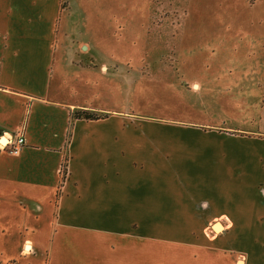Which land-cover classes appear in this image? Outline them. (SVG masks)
I'll list each match as a JSON object with an SVG mask.
<instances>
[{"label":"crops","instance_id":"crops-1","mask_svg":"<svg viewBox=\"0 0 264 264\" xmlns=\"http://www.w3.org/2000/svg\"><path fill=\"white\" fill-rule=\"evenodd\" d=\"M61 1L0 0V138L25 137L19 153L0 151V264H155L187 249L264 264L250 262L260 246L209 247L192 223L264 217V117L256 129L169 125L111 108V59L95 57L103 28L73 34ZM255 78L264 86V68Z\"/></svg>","mask_w":264,"mask_h":264},{"label":"rangeland","instance_id":"rangeland-1","mask_svg":"<svg viewBox=\"0 0 264 264\" xmlns=\"http://www.w3.org/2000/svg\"><path fill=\"white\" fill-rule=\"evenodd\" d=\"M255 2L61 1L63 9L70 8L64 19L70 20L69 31L73 34L81 32L86 38L88 33L84 34V30L94 28L96 34L103 28L104 38H96L102 41L101 51L95 57L103 58L105 54L111 59V108H122L129 114L133 112L169 125L174 120L205 117L223 125L249 129H256L264 117V86L260 87L259 79L255 78V72L264 68V61L257 60L256 55L264 45V0L256 5ZM197 82L202 84V90L195 88ZM207 104L220 105L219 109H200ZM163 127L165 132L173 129ZM203 176L192 178L200 181ZM204 192L212 196L211 191ZM192 219L193 233L201 236L209 247L218 244L246 251L249 244L260 246L261 252L252 251L250 262L264 263V217H240L237 221L233 217ZM218 223L222 226L220 232L214 228ZM248 233L254 235L253 239H247ZM184 251L179 259L154 254V262L229 264L221 254ZM199 254L201 257L197 259ZM239 255L246 256L248 261L247 254ZM236 260L241 263L243 258Z\"/></svg>","mask_w":264,"mask_h":264},{"label":"built area","instance_id":"built-area-1","mask_svg":"<svg viewBox=\"0 0 264 264\" xmlns=\"http://www.w3.org/2000/svg\"><path fill=\"white\" fill-rule=\"evenodd\" d=\"M6 139V144H3L0 138V151L17 154L25 146V137L23 133H19L16 137H8Z\"/></svg>","mask_w":264,"mask_h":264},{"label":"trees","instance_id":"trees-1","mask_svg":"<svg viewBox=\"0 0 264 264\" xmlns=\"http://www.w3.org/2000/svg\"><path fill=\"white\" fill-rule=\"evenodd\" d=\"M103 117L104 116L102 114L96 113L94 111H89V110H77L73 113V116H72L73 120H86V121L99 120ZM66 162L65 164H63V167H62L63 180L65 179L66 174H67Z\"/></svg>","mask_w":264,"mask_h":264},{"label":"bare ground","instance_id":"bare-ground-1","mask_svg":"<svg viewBox=\"0 0 264 264\" xmlns=\"http://www.w3.org/2000/svg\"><path fill=\"white\" fill-rule=\"evenodd\" d=\"M3 142L6 144V141L5 140H3ZM214 228H215V230L216 231H218V232H220L221 230H222V226H221V224H216L215 226H214Z\"/></svg>","mask_w":264,"mask_h":264},{"label":"water","instance_id":"water-1","mask_svg":"<svg viewBox=\"0 0 264 264\" xmlns=\"http://www.w3.org/2000/svg\"><path fill=\"white\" fill-rule=\"evenodd\" d=\"M1 140H5V141H7V139H6L5 137H2Z\"/></svg>","mask_w":264,"mask_h":264}]
</instances>
